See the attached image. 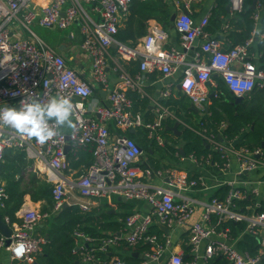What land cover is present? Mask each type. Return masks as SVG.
Segmentation results:
<instances>
[{
	"label": "built area",
	"instance_id": "1",
	"mask_svg": "<svg viewBox=\"0 0 264 264\" xmlns=\"http://www.w3.org/2000/svg\"><path fill=\"white\" fill-rule=\"evenodd\" d=\"M134 1L0 0V107L5 103L19 107V102L29 97L47 102L53 96L63 95L72 98L75 105L72 118L76 123L75 132L59 129V135L44 144L26 136L20 137L7 127L0 128V163L8 148L25 151L27 158L34 161L35 172L45 174L46 180L54 184V212L62 209L65 203L77 204L83 211H89L112 195L128 200L141 199L149 204L148 212L129 213L119 232L96 238L76 230L73 252L84 264H99L100 254L122 244L130 247L149 244L150 248L140 252L143 258L138 263L115 258V264H196L198 259L211 260L219 256H224L228 264H264V212L256 211V205L243 209L237 204L249 191L256 196L259 194L258 186L241 177L246 171L264 169L263 148L234 149L233 143H230L231 147L224 145V141L219 139L220 134L208 132L203 127L201 134L210 145L225 151L223 157L227 160L218 171L226 174L234 156L239 160V170L235 179L223 180L229 186L224 198L213 196L203 202L202 220L189 226L188 244L194 257L185 262L182 253L169 248L171 233L152 231V223L156 220L169 230L185 225L196 208V200L191 193L209 187L206 177L190 175L186 168L177 165L144 167L142 146L125 133L113 135L106 122L113 120L122 131L146 126L150 137L164 146V137L160 133L163 120L168 116L175 117V114L168 108H161L157 119L145 124L141 114L131 111L133 100L128 91H137L145 97L143 73L158 69L167 77L181 70V87L202 112L207 111V83L215 72L222 76L234 94L249 96L256 86L264 88V68L258 66L256 57L250 52L253 38L224 50L221 41L207 29L210 15L196 21L191 15L192 0H165L176 8L174 26L181 36V47L165 46L168 32L160 25L150 27L142 41L131 46L118 40L116 35L121 19L128 15ZM246 2L229 0L232 13L243 11ZM263 12L264 1L257 0L253 13L255 24L261 21ZM36 19L49 28L70 29L75 24L80 25L84 35L81 49L91 60L89 77L36 37L30 28ZM200 38L203 41L196 49ZM114 44L116 52L113 54L110 48ZM191 50H194L192 60L187 58ZM133 60L141 62L136 76H132L124 66V62ZM234 62L242 64V68H233ZM110 69L117 73L118 83L113 82ZM172 85L166 90V96L171 94ZM98 88L107 91V103L91 98L99 94ZM75 96L80 100H75ZM204 124L201 122L202 126ZM67 145H70L69 153L66 152ZM85 148L93 153L94 162L79 173L80 169L72 165L68 155L72 153L77 161L80 150ZM177 155L179 161L190 158L202 164L193 154ZM154 178L161 182L152 183ZM7 198V190L1 186L2 214ZM18 215L21 221L12 222L9 215L3 214L13 231L7 247L14 261L32 263L48 241L47 236L36 234L35 230L41 220L50 216V212L29 208L21 215L18 212ZM227 220L247 222L246 231L260 238L261 249L257 255L237 248L230 239L229 229L220 228ZM3 246H6L5 237L0 241V248ZM167 251L169 254L165 258Z\"/></svg>",
	"mask_w": 264,
	"mask_h": 264
},
{
	"label": "trees",
	"instance_id": "2",
	"mask_svg": "<svg viewBox=\"0 0 264 264\" xmlns=\"http://www.w3.org/2000/svg\"><path fill=\"white\" fill-rule=\"evenodd\" d=\"M257 0H247L243 11L236 13L235 16H229L228 11L229 0H220L215 11L213 21L219 27L222 24V19L227 18L228 24L235 25L241 29L239 41L236 43L243 44L251 36L255 25L253 13L255 8L253 4ZM264 1V0H263ZM176 10L172 2L165 0H135L130 7L127 15L126 25L120 28L117 38L125 43L134 46L138 39L148 32L150 23L153 20L158 22L170 24L172 13ZM223 16V17H221ZM264 22V16L262 19ZM212 25L209 30H212ZM232 36V35H231ZM233 37V36H232ZM131 43V44H130ZM236 46V44L234 45ZM233 47V46H232ZM259 51L262 53V61L264 62V41L259 42ZM139 60L131 63L133 69H130L132 74L140 71ZM218 87L217 93L210 99L209 104L210 119L213 126L209 125L206 120L194 122L192 120L195 115L194 112L187 110L189 102L187 96H183L180 100L171 97L168 99V107L177 119L184 120L188 125L184 127L181 136H170L169 130H162V135L167 138V150L174 158L179 161L177 153H181L183 148L185 155H195L203 164L207 165L209 169L220 166L226 162L227 158L223 157L225 151H220L206 140L201 134L203 127L207 128L208 132L221 131L224 138L223 144L231 147L233 143L234 149L242 147L251 150L261 147L264 149V88L256 86L250 96L245 97L242 101H238L235 94L227 87L222 78H217ZM129 97L133 100L131 111L137 114L140 105H146L147 96L142 97L138 92L129 90ZM186 109V115L181 113V110ZM154 120H152L153 122ZM204 122V126L201 125ZM175 123L169 120V124ZM225 125V126H223ZM215 129V130H214ZM117 133H125L131 138L135 139L144 149L150 153L151 143L154 145L155 140L150 137V130L146 127H139L135 133H130L129 130H117ZM218 133V132H217ZM219 134V133H218ZM182 147L179 146L180 143ZM171 143V144H170ZM178 145V146H177ZM209 145V147H208ZM210 156L209 160L208 157ZM72 165L80 169L82 173L84 169L90 167L94 162V155L88 149H82L79 152V160L75 161V156L70 153L68 155ZM33 160L27 158L25 151H19L16 148H8L4 153V159L0 163V187L4 186L8 193L6 199V207L3 214L9 215L12 222L21 221L18 211L22 208L25 201V196L30 195L33 201H43V212H50V216L45 220V233L48 241L43 245L42 252L36 256L32 263L16 261V264H84L79 257L74 254L76 230H81L88 235L96 238L107 236L112 233L119 232L123 229L124 224L116 221V215L111 213L105 205L99 208H92L89 211H83L79 205L72 204L67 207H62L57 212L53 211L55 206V198L53 196L54 184L48 182L46 179L39 177L32 169ZM161 159L153 158L146 162L143 166H151L153 168H161L172 166V164H165L161 166ZM34 167V166H33ZM32 168V169H31ZM261 170V169H258ZM256 170V171H258ZM264 172V169L261 170ZM264 180V173L262 174ZM242 179H247L248 176L243 174ZM229 191V186L224 185L216 194L219 198H224ZM257 197L251 194L250 191L247 196L237 202L238 206L245 209L246 206H255ZM256 211L264 212V205L256 207ZM252 211V210H250ZM128 215V214H127ZM127 215H122L123 219ZM216 221V218H214ZM220 228H228L229 236L233 240L237 239L236 246L242 251H248L253 255H257L261 249V242L258 236H254L246 231V221L227 220L220 225ZM155 228H152L154 231ZM162 233V231H161ZM3 236L0 233V241ZM125 245V244H124ZM127 246V245H125ZM142 252L150 248L149 244L130 247ZM107 253H104L106 255ZM219 257H215L210 262L219 261ZM127 261V260H126ZM130 263H138L140 259L129 257Z\"/></svg>",
	"mask_w": 264,
	"mask_h": 264
},
{
	"label": "crops",
	"instance_id": "3",
	"mask_svg": "<svg viewBox=\"0 0 264 264\" xmlns=\"http://www.w3.org/2000/svg\"><path fill=\"white\" fill-rule=\"evenodd\" d=\"M219 1L220 0H192V2H191V15L196 21H200L201 18L205 15H210V17H209L210 21H209V25H208L207 29L209 30V26L212 25V27H211L212 30L211 29L209 30L211 35L218 38L221 41L222 49L228 50L232 46H234L235 44L236 45L239 44L236 42L239 41L238 39H239L240 33L242 31H241V29L237 28L234 24L233 25L228 24L227 18H223L221 20L222 21L221 26H219V27L213 26V25H216L215 22L213 21V17L215 16V11L217 10V6H218ZM227 7H228L227 8L228 11H230L229 16H235L236 13H232V11L229 7V3L227 5ZM263 16H264V12H263ZM94 17L97 20L99 19V17L97 15H94ZM221 17H223V16H221ZM126 20H127V16L123 17L121 19L120 28L125 27ZM150 24H151L150 27H152L153 25H160L161 27L166 29V31L168 32V39L166 41L165 46L167 48H169L170 46H175L178 48L181 47V44H180L181 36L174 26V21H171L170 24H166V23L158 22V20H153V21H151ZM150 27L148 28V32H149ZM256 27L261 28V36L255 35L254 29ZM120 28H119V30H120ZM146 34L143 35L142 37H140L137 42L142 41V39L146 36ZM77 36L81 37V41L78 43H74L73 41L77 38ZM262 36H264V22L261 20L258 24L254 25V28L252 30V33H251V36L249 37V39L253 38V43L251 45L250 52L256 57L255 61L258 64V66L264 68V62L262 61V53L259 51V42H260V40H262ZM116 37H117V35H116ZM83 39H84V35L81 32L80 25L79 24L73 25L70 28V31L68 32L67 38L65 39V41H63L62 45L59 47V50H60L59 53H61L67 59V62L71 66L75 67L76 69H78L80 71L87 72V64H90V67H91V60H90V58H88L85 55V53L81 49V43H82ZM118 40H120V39H118ZM202 41H203L202 38H200L197 41L196 49L200 48V44L202 43ZM47 44H49V43H47ZM110 51H111V53L114 54L116 52V47L112 45L110 48ZM193 54H194V50H191L190 52H188L187 58L192 60ZM132 62H134V60L124 62L125 68L130 73H131L130 69H133V67H134L133 65H131ZM232 67L235 69H241L242 64H240L239 62H234L232 64ZM109 72H110V75L113 79V82L118 83L119 78H117V73L112 69H110ZM139 72H137L135 74L131 73V75L136 76ZM143 75L144 76L142 77V85H143V88L146 92V96L148 98H147L146 105L145 106L140 105L138 107L139 109L137 110L136 113L141 114L142 118L144 119L145 124H147V123L152 122V120H156L158 115H159V112L162 111L163 108L169 109V107L167 106L168 105V99L173 97L174 99L180 100L183 96H187V95L184 93V91L181 87V83H180L181 78H182V71L181 70H179L175 75L170 76V77L165 76L163 74V72L161 70H158V69L157 70H151V71L150 70L145 71L143 73ZM218 77L222 78V76L219 73L215 72L213 74L212 80L207 83V89L209 92V102L207 104V111L196 112L195 110H193L191 108L192 101L187 96V101L189 102V104H188L189 108H187V110L189 112L190 111L194 112L195 115H197V116L192 117V120L194 122L206 120L209 125L213 126L211 123V119L209 118L210 117L209 104H211L210 99L217 93V87H218L217 78ZM223 81H224V79H223ZM170 84H173L172 85L173 87L171 88V94L169 96H166L165 92L168 89ZM235 96H236V98L238 97L236 94H235ZM245 97H247V96H243V99ZM91 98H98L99 103H103V102L107 103V96H106V98H104L100 94V92H99V94H94L93 97H91ZM242 100H240V101H242ZM181 113L186 115V109H185V111L182 109ZM169 120H171V121L173 120L175 123L179 122L180 123V129L183 131H184V127L187 126L188 124L182 119H179V118L177 119L176 116L175 117L168 116L163 120V130H169L170 136H172V135L181 136L182 134L178 135L176 132H174L173 130L170 129L175 123L169 124ZM106 122H107V125L109 126L112 134L113 135L117 134V130L120 128L115 125L114 121L113 120H107ZM140 127H146V126H140ZM138 128H136V131ZM62 129L66 132H68L70 130L66 127L62 128ZM183 131H182V133H183ZM161 132L162 131H160V133ZM217 132L219 134H221L220 130L219 131L217 130ZM161 135H162V133H161ZM163 137H164V141L166 144V142H168L167 138L165 136H163ZM182 144L183 143L181 142L179 144V146L182 147ZM161 148L167 149V146L166 145L160 146L159 144H157L156 141H155L154 145L151 143L149 158L147 157L146 159H143L141 157L142 163L145 164L146 162H149L153 158H156V159L158 158V159H161V161H162L161 166H164L165 164L177 165V166L186 168L189 171L190 175H196V176L197 175H204L206 177V180H207L208 185H209V187L206 190H195V192L191 193L192 197L196 200V208H195V211L192 214L191 218L188 220V222L185 225L176 226L172 230L164 231L162 229V226L156 220L152 223V228H155L154 229L155 232H158L159 234H163L165 232L171 233V244L169 247L170 250L182 253L185 262H189L194 257L190 251V247L188 244L189 226L195 222L202 220V214L204 211L203 202H207L213 196H216V194L220 191V188H222L225 185L224 184L225 180H233L237 177V173L239 170V160L235 156L232 157L230 160L231 165H230L229 171L226 174H222L221 172L218 171V169H216V167L209 169L207 165H205L203 163L202 164L197 163L193 159H190V158L185 160V161L173 160V162L172 161H165L163 163L164 158L161 157L160 154L157 155V150L161 149ZM33 163H34V161H33ZM33 166H34V164H33ZM33 166H32L33 169L32 168L31 169L35 172ZM261 170H263V169H261ZM261 170H258V171L255 170L252 172H248L247 174L245 173L248 176V181H251L253 184H255L256 186L259 187V194L256 196L257 197V201H256L257 207L261 206L262 204L264 205V182L261 181V180H263L262 174L264 172H262ZM35 173L39 177L41 176L37 172H35ZM158 181L161 182L157 178H154L151 180L152 183H157ZM76 200H78V199H76ZM102 205H105L106 208L111 213L116 215V219H115L116 221L122 222L123 224H124V219H123L122 215H127L133 211L148 212L150 210L149 204L144 200H141V199L128 200V199L123 198L119 195H112L110 198L103 199L102 201H99L93 208H99ZM29 208L37 209V210L43 212L42 210L44 209V202L43 201H37V202L33 201L31 199V196L28 194L25 196V201L22 205V208L18 212L21 215L22 211L29 209ZM44 227H45V219L40 221L37 229L35 230V233L46 236V234H44L46 232ZM161 231H162V233H161ZM107 233L112 234L111 231H108ZM230 239L236 245L237 239L236 240H233L232 238H230ZM205 245H206V243H204L202 247L204 248ZM135 252L138 253L137 256L133 255V253H135ZM168 254H169V252L167 251L165 253L164 257L166 258L168 256ZM131 256L135 257L137 259H140V260L143 258L142 254L138 250H136L135 248L130 249L127 246H125L124 244H122V245L111 248V250L109 252H107L106 255H104V253L100 254L99 255V258H100L99 264H115V258H122V259L129 261V257H131ZM218 260L219 261H214V263H213V262H210V260L198 259L196 264H228V261L224 256H219ZM15 262L16 261H14L11 257V252L8 249V247L7 246L1 247L0 248V264H16ZM149 264H157V263L156 262H150Z\"/></svg>",
	"mask_w": 264,
	"mask_h": 264
},
{
	"label": "clouds",
	"instance_id": "4",
	"mask_svg": "<svg viewBox=\"0 0 264 264\" xmlns=\"http://www.w3.org/2000/svg\"><path fill=\"white\" fill-rule=\"evenodd\" d=\"M254 33L261 36V28L256 27ZM74 113L71 97L56 95L47 102L29 97L22 99L19 107L6 103L0 107V128L7 127L20 137L26 136L44 144L59 135V129L66 127L75 132Z\"/></svg>",
	"mask_w": 264,
	"mask_h": 264
},
{
	"label": "rangeland",
	"instance_id": "5",
	"mask_svg": "<svg viewBox=\"0 0 264 264\" xmlns=\"http://www.w3.org/2000/svg\"><path fill=\"white\" fill-rule=\"evenodd\" d=\"M30 28L35 33L36 37L41 39L44 42L49 43L50 46H52L57 52H60L59 47L62 45L63 41L68 36V32L70 29H60V28H49L41 25L38 21V19L34 20L30 24ZM81 41V37L77 36V38L73 41L74 43H78ZM86 76L89 77L90 73V64H87V72ZM160 154L161 157H163V163L165 161H172L174 158L171 156L169 151L166 148H161L157 150V155ZM150 153L147 151V149H144L142 158L146 159L149 158ZM42 176V177H41ZM41 178L46 179L45 174H41Z\"/></svg>",
	"mask_w": 264,
	"mask_h": 264
},
{
	"label": "water",
	"instance_id": "6",
	"mask_svg": "<svg viewBox=\"0 0 264 264\" xmlns=\"http://www.w3.org/2000/svg\"><path fill=\"white\" fill-rule=\"evenodd\" d=\"M253 8H255V3L253 4ZM176 17H177V13L176 12H173L172 13V16H171V21H175V19H176ZM113 46H115L116 47V45L114 44ZM140 60H142V58H140ZM115 81V80H114ZM99 92H100V94L104 97V98H106V96H107V91H105V90H99ZM75 98V100H80V97L79 96H75L74 97ZM243 99V96H238L237 97V100L238 101H240V100H242ZM191 108L193 109V110H195L196 112H198L199 110L197 109V107L192 103V105H191ZM99 116V115H98ZM171 130H173L174 132H176L178 135H181L182 134V131L183 130H181L180 129V123L179 122H176L171 128H170ZM129 132L130 133H135L136 132V128H134V127H132V128H130L129 129ZM219 139L222 141V140H224V138H223V136L220 134L219 135ZM208 147H209V145H208ZM141 149L144 151V148L143 147H141ZM69 150H70V145H67L66 146V152L67 153H69ZM181 153H182V155L183 156H186L185 155V152H184V150H183V148H181ZM246 174L248 173L247 171L245 172ZM70 204L69 203H65L64 204V207H67V206H69ZM162 226V229L164 230V231H169V229L166 227V226H164V225H161ZM0 233L5 237V239H6V246H9V244L11 243V235H12V233H13V231H12V229H11V227L9 226V224L8 223H6L5 222V220H4V218H3V214L0 212ZM137 252H135V253H133V255L134 256H137Z\"/></svg>",
	"mask_w": 264,
	"mask_h": 264
}]
</instances>
